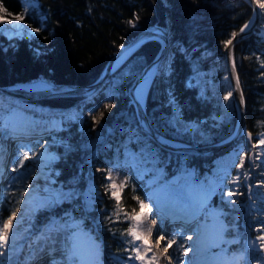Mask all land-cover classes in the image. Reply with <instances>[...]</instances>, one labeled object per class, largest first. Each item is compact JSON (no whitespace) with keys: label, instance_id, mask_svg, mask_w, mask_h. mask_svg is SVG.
Returning <instances> with one entry per match:
<instances>
[{"label":"trees","instance_id":"obj_1","mask_svg":"<svg viewBox=\"0 0 264 264\" xmlns=\"http://www.w3.org/2000/svg\"><path fill=\"white\" fill-rule=\"evenodd\" d=\"M37 1V5L24 11L25 0H0L4 12L23 15L27 24L37 28L34 36L13 41L4 37L0 42L1 86L37 77L65 84L93 83L122 45L144 28L159 24L171 31V49L147 96L146 109L153 126L166 137L195 146L220 142L234 132L238 120L236 105L232 103L225 120L219 122L214 115L223 111V104L216 96H223L228 89L223 81L227 76V45L253 14L254 8L248 0ZM162 46L158 39L145 42L91 96L39 99L52 107H77L83 124L80 128L81 124L72 116L65 120L61 133L68 136L69 144L62 150L64 155L56 166L61 172L60 180L70 181L79 194L63 207L42 212L38 223L63 217L68 211L77 218L84 217L87 224H95L94 230L101 233L108 264H126L133 259L132 224L141 211L146 192L144 180L131 166L121 196L114 194L109 173L113 167L122 165L126 150L161 148L182 158V162L208 163L209 168H225V173L233 174L240 150L227 151L243 147L247 140L246 136L238 138L237 145L213 156L172 150L150 137L140 122L130 87ZM234 59L245 98L247 128L253 140H257L264 133L261 29L235 45ZM175 104L184 120L199 123L200 133L209 135L202 143L192 137L191 131L178 128L173 116ZM31 143L36 144L34 140ZM180 164L172 160L168 166ZM88 170L90 174H86ZM228 176L225 175V181L229 180ZM83 198L88 203L77 205ZM8 201L5 197L0 202V222L10 212Z\"/></svg>","mask_w":264,"mask_h":264},{"label":"rangeland","instance_id":"obj_2","mask_svg":"<svg viewBox=\"0 0 264 264\" xmlns=\"http://www.w3.org/2000/svg\"><path fill=\"white\" fill-rule=\"evenodd\" d=\"M37 3V0H25L24 11L31 5H37ZM262 14L264 17V11ZM0 16L6 18L8 21V26H6L7 29L0 34L1 43L4 37L8 41H13L18 37L34 36L37 33V28L27 24L23 19V15L11 16L0 8ZM261 25H263L264 28V21ZM261 30L264 33V29L261 28ZM160 69L157 74L160 72ZM38 78L42 77L33 79ZM43 79H49L53 83L55 82L48 77H43ZM223 81H229L228 71ZM83 94L91 96L93 93L72 94L54 91L47 93L45 96L43 94V96L24 97V102L30 106L31 110L36 107V109L32 110V113L34 115H40L41 117L35 119L33 124H35V127L41 126L40 128H42L38 134L26 135L20 134V132H18V134H12L11 123L7 121L14 112L21 108L17 106V101L22 97L12 96V94L5 92L2 94L0 93V140L4 142L7 141L10 144L9 154H6L7 156L5 155V157H0L1 159L3 158V166L1 167L0 173L4 172L3 176L0 177V202L5 197L8 198V208L10 209L4 221L0 222V242L4 235L6 218L16 208L17 204H19L26 187L30 183V178L37 168L42 167L46 172H51L52 176L56 177V184H62L67 191V195L63 199H58L55 195H52L48 201L37 204L31 209L30 223L32 224H30L28 229L30 234L19 240L20 242H18L14 252L10 256L12 264H29L31 261L33 262L36 258V250L39 246H42V234L55 227L60 230L66 228L68 234H72L75 231L82 232L86 239L97 242L100 254H96L95 257H97V260L90 264H108L104 253V242L101 233L94 230L95 224H87V219L85 220L84 217L79 216L77 218L76 214L68 211L63 214L64 216L62 215L63 217L49 218L48 222L45 221L42 224L38 223L39 215H41L42 212L52 211L58 206L63 207L65 204H69L72 198L74 199V195L79 194H77V190L70 181L60 180L61 172L56 166L58 160L64 155L65 151L62 152V150L69 144L68 136L61 133L62 126L65 125V120L68 116H72L77 119L78 124H81L80 128H82L83 124L82 114L77 115V107H68L63 110H61L60 107L52 109L51 105L43 104L39 99ZM216 97L222 102L223 111L220 114H215L214 118L222 122L225 120L232 103H235L232 87H228L223 96L217 94ZM173 102H176V100L173 99ZM40 106L47 108L42 109ZM29 111L30 109L26 112L28 113ZM173 116L178 128L191 131L192 137L198 143H202L209 136L200 133L199 123L184 120L176 104ZM109 136H111V134ZM244 136H246L247 140L243 142V147L232 148L227 151V153H235L240 150V159L237 163L236 171L233 174L231 171L225 173V168L218 170L209 168L208 163L195 165L182 162V158H178L177 155L168 153L161 148L145 150L143 147H139L138 149L126 150L125 157L122 158L123 160L121 159L122 165L113 167L109 173V180H111L114 185V194L117 197L121 196L122 189L127 182L128 170L131 166L135 168L140 178L144 180V188L146 189L145 196L142 199L141 211L134 217L132 224L131 234L134 240V257L132 260L127 261L126 264H139L141 253L147 248V245H145L140 238L142 234H140L139 228L140 219L146 215H149L150 221L156 226V228H154L155 238L166 236L167 242L160 247H162V250L164 249L167 251L166 253L170 260V264H197L193 255L192 258L189 255L185 257L186 252L187 254L191 253L194 248L190 244V240L195 238L197 232H188V226L184 225L185 219L183 221L180 220V218L171 220L167 214V201L161 202L157 195H153V191L163 185H165V187L173 185L177 190H182L184 195L187 194L188 188H184L182 183L175 182L178 176L185 177V183L189 184L193 191L192 197H205V201H201V205L212 213L211 216H213V218L209 215L202 214V210H200V219L198 223L195 224V227L200 228V226L208 220L219 221L226 226V230L223 232L222 243L216 246V248L214 247L213 249L215 250H213V252H207L206 256L211 258L216 254L215 252H220L226 254L227 257H233V255L243 256L241 261L244 264H264V248L259 247L255 242V239L264 232V201L256 198L257 188H261L264 192V174H261L260 177L259 173L261 171L256 167V163L259 161L261 162L260 166H264L262 159L259 157V154H264V133L260 134L257 140H253L252 136H249L247 133L240 135L239 139L242 137L244 138ZM150 137L152 136L150 135ZM166 138L171 139L169 137ZM225 139L211 145L220 144ZM239 139L233 141L231 147L237 145ZM33 140L36 144L31 143ZM106 142L108 143V141ZM209 145L210 144L204 146ZM231 147L219 145L213 151L204 152V154L214 156ZM167 148L172 149L170 147ZM41 154H47L51 159L48 161L42 159L37 162L35 158L37 155ZM172 160L175 162L180 161L182 164L177 167H169L168 163ZM221 170H223V172H221ZM88 173L90 174L91 171L88 170L86 174ZM225 175H229L228 181L224 180ZM88 179L89 178H87V180ZM256 179L261 180L257 181ZM81 185H84V183ZM20 188H22L21 192H19ZM84 203L88 202L83 198L82 202H78L77 205L84 206ZM178 206L179 205H175V208H178ZM186 208L182 207V210H184L185 216H188L189 214H187L188 211ZM159 209L162 211H159ZM207 217H209V219H207ZM69 226L71 227L70 229L68 228ZM250 241H252L251 244H249ZM82 248L83 247L77 249L73 248L71 250L69 242L65 240L64 246L58 250L60 252V262L57 261L58 258L52 255L47 261H36L37 263L35 264H65L63 261H67L66 263H68V260L70 261L68 264H77L75 255L77 250L80 251ZM222 254H220L221 257H224L225 255ZM244 256H246V258Z\"/></svg>","mask_w":264,"mask_h":264},{"label":"bare ground","instance_id":"obj_3","mask_svg":"<svg viewBox=\"0 0 264 264\" xmlns=\"http://www.w3.org/2000/svg\"><path fill=\"white\" fill-rule=\"evenodd\" d=\"M255 3L257 6L256 16L259 15V17L262 18V13L264 11V0H255ZM256 16H254L248 24L252 23L256 19ZM6 26H8V21L6 18L0 16V34H2V32L7 29ZM123 57H126L125 53L115 60V67L121 64L122 59H124ZM154 74L155 66L152 65V67H150L143 74L141 80L136 86V94L138 95L140 100L139 102L142 104V106H145L146 104L148 90ZM19 84H22V87L29 89H47L17 90L20 94L19 96H16L22 97L19 101H17V106L21 108L14 112V114L11 115L7 120L11 123L12 134H18V132H20V134L26 135L38 134L42 128H40L41 126L35 127L33 122H35V119H39L41 117L40 115L38 116L37 114L34 115L32 113V110L36 109V107L32 108L31 110L30 106L24 102V97L29 96L27 93L40 94L41 91L51 93L54 91H60V89L62 91L64 88L54 85V83L49 79L43 78L33 79L31 81ZM29 109L30 111L27 113L26 111ZM163 142L183 144L179 140H172L168 138H165ZM190 145L195 146L193 144ZM9 151L10 144L7 141L4 142L3 140H0V157H5L6 154H9ZM2 159L0 158V170L3 166ZM42 159L48 161L51 159V157L47 154H41L37 155L35 158L37 162ZM261 173L263 172H260V174ZM3 174L4 172H1L0 177L3 176ZM256 180L260 181L259 179ZM185 181L186 179L183 176H178L175 179L176 183H182L184 188H188V193L185 195L182 190H177L175 187H173V185L168 187L163 185L153 191V195H157L159 201H167V214L171 220L180 218V220L183 221L185 219L184 225L188 226V232H197L195 238L190 240V244L194 248L192 249L191 253L187 254L186 252L185 257L189 255L192 258L193 255V258H195L197 264H244L241 261L243 256L233 255V257H227L226 254H222L220 252H215L216 254H214L211 258L206 256L207 252H213V250H215L213 248H216V246L222 243L223 232L226 230V226L219 221L208 220L204 222L200 228L195 227V224L198 223L200 219V210H202L201 212L204 215L211 216L212 213L210 210L203 208L201 205V201H205V197H192L193 191L189 184H186ZM52 195H55L58 199H63L67 195V191L62 184H56V177L52 176L51 172H46L42 167L37 168V170H35V172L32 174L30 183L26 187L24 195L22 196L19 204H17L16 208L6 218L5 231L0 242V264H12V259L10 256L14 252L16 245L18 242H20L19 240L21 238H25L30 234L28 229L30 224H32L30 223L31 209L37 204L48 201ZM256 198L264 201V192L261 188L256 189ZM175 205H179L178 208H175ZM182 207L186 208L188 211L187 214H189L188 216H185V212L182 210ZM161 209H159V211H162ZM211 218H213V216H211ZM207 219H209V217H207ZM68 228L70 229L71 227L69 226ZM139 228L140 234H142L140 235V238L142 239L143 243L147 245V248L141 253L139 264H170V260L166 253L167 251L164 249L162 250V247H160L167 242V239L165 238L166 236H161L157 239L155 238L154 228H156V226L152 221H150L149 215H146L140 219ZM67 232L68 230L66 228L60 230L56 227L44 232L41 237L42 246L38 247L36 250L37 252L35 260L33 262L31 261L29 264H35L41 260L47 261L52 255L58 258L57 261L60 262V252L58 250L64 246L65 240L69 242L71 250L73 248L77 249L79 247H83L80 251L77 250L76 252L75 256L77 258V264H90L91 262L97 260V257L95 256L96 254H100L97 242L86 239L82 232L75 231L72 234H68ZM255 242L259 247L264 248V232L255 239ZM251 243L252 241L249 242V244ZM220 254L225 256L221 257ZM244 257L246 258V256ZM63 262L68 264L70 261L68 260V263H66L67 261Z\"/></svg>","mask_w":264,"mask_h":264},{"label":"water","instance_id":"obj_4","mask_svg":"<svg viewBox=\"0 0 264 264\" xmlns=\"http://www.w3.org/2000/svg\"><path fill=\"white\" fill-rule=\"evenodd\" d=\"M253 8V14L251 18L231 37V39L228 41L227 45V52H226V59L225 64L228 71L229 76V83L228 86L232 87L233 94L235 98V104L237 106L238 110V121L236 128L234 132L226 138L224 141H222L220 144L215 145H209V146H192L190 144H175V143H165L163 140H165L166 137H164L162 134H160L156 128L151 123L147 109L146 104L145 106H142L140 104V100L138 98V95L136 94V86L138 82L141 80L143 74L150 68L152 65L155 66V74L151 81V84L160 68H162L165 64V61L167 59L168 52L171 49L170 46V35L171 31L162 25L159 24H153L150 25L143 30H141L136 36L132 38L127 44L122 45L120 47V50L108 61L106 66L104 67L100 77L95 80L93 83L90 84H65V83H55L54 85L63 87L64 89H60L59 92H65V93H72V94H82V93H95L97 90H101L104 84L107 82V80L110 78V76L115 73L118 68L139 48L141 47L145 42L151 39H158L162 42V49L160 53L157 55V57L150 62L143 71L137 76V78L134 80L133 84L130 87V95L132 98V102L135 104L140 122L143 126V128L151 135L157 142L162 144L163 146L170 147L172 149H178V150H184L188 152H209L216 149L219 145L221 146H231L233 145L232 142L237 140L240 135L243 133H247L249 136H252L251 132L247 128L246 123V104H245V98L244 93L242 90L241 82L239 79V75L236 69L235 59H234V47L235 45L241 41L242 39L246 38L250 34H252L255 30L261 27V23L264 21V17L260 18L259 15L256 16L257 13V6L255 3V0H248ZM256 16V19L248 24L252 18ZM126 54V57L122 59L121 64L117 67L114 66L115 60L119 58L121 55ZM25 83V82H24ZM150 84V87H151ZM149 87V89H150ZM17 90H47V89H29L22 87V84H12V85H0V93L3 92L12 94V95H18L19 92ZM149 91V90H148ZM44 95H47L49 92L41 91ZM42 93L36 94V93H27L28 97H35L39 95H43ZM148 96V94H147ZM147 102V98H146ZM145 123V124H144ZM148 124V125H147Z\"/></svg>","mask_w":264,"mask_h":264},{"label":"built area","instance_id":"obj_5","mask_svg":"<svg viewBox=\"0 0 264 264\" xmlns=\"http://www.w3.org/2000/svg\"><path fill=\"white\" fill-rule=\"evenodd\" d=\"M261 154H259V157L262 159V162L264 163V154H262L261 156H260ZM257 165H256V167H257V169H259L261 172H263V170H264V166H260V164H261V162L259 161V162H257L256 163ZM260 174V173H259ZM261 174H264V172L263 173H261ZM261 174H260V177H261ZM259 180H261V179H259Z\"/></svg>","mask_w":264,"mask_h":264}]
</instances>
